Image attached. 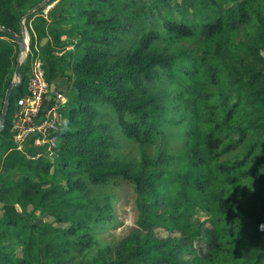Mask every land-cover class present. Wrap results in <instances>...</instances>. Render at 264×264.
<instances>
[{
    "label": "trees",
    "instance_id": "trees-1",
    "mask_svg": "<svg viewBox=\"0 0 264 264\" xmlns=\"http://www.w3.org/2000/svg\"><path fill=\"white\" fill-rule=\"evenodd\" d=\"M40 3L31 51L74 93L52 158L17 149L22 62L0 132V264H31L36 247L51 264H264V0H0V26L21 34ZM64 35L74 47L57 55ZM19 49L0 29V116ZM121 184L136 225L90 257Z\"/></svg>",
    "mask_w": 264,
    "mask_h": 264
},
{
    "label": "built area",
    "instance_id": "built-area-1",
    "mask_svg": "<svg viewBox=\"0 0 264 264\" xmlns=\"http://www.w3.org/2000/svg\"><path fill=\"white\" fill-rule=\"evenodd\" d=\"M30 42L28 34L24 57L26 59L30 53V68L23 91L14 102L13 139L15 147L19 150L29 146L28 143L33 146L47 144L48 149L52 151L59 141L58 135L53 132L58 130L61 123L60 107L66 104L69 98L47 80L41 58L31 51ZM46 102L50 103L48 108H44Z\"/></svg>",
    "mask_w": 264,
    "mask_h": 264
},
{
    "label": "rangeland",
    "instance_id": "rangeland-1",
    "mask_svg": "<svg viewBox=\"0 0 264 264\" xmlns=\"http://www.w3.org/2000/svg\"><path fill=\"white\" fill-rule=\"evenodd\" d=\"M48 10V7L45 8L44 13L47 14ZM26 31L28 32L27 27ZM75 38L76 37H69L67 35H64L63 39L66 40L67 44L62 47H58L56 50V54L62 55L66 51L73 49L74 45L72 44V42L75 40ZM23 59H25L24 56ZM69 72L70 70L67 71V73ZM16 78V74H14L13 80ZM55 82L58 88L62 90L63 94L70 99L74 93V90L68 85L67 78L65 76H60L55 79ZM17 96L18 92L15 90L13 93L14 102ZM122 142L125 145L126 150L131 149L133 150V153H137V147L134 143L127 140H122ZM27 145L32 146V144L28 143ZM48 155L50 158H52L54 156V150L51 151L48 149ZM117 190L119 192V196L113 202L112 217L110 221L107 222V224L101 227L100 231L95 233L97 242L91 250L90 257L96 256L100 252V250H105L106 256L113 257L114 250L119 241L126 237L136 225L137 210L135 208L134 193L131 189V186L128 184H121ZM1 212L2 210L0 206V214ZM199 217L204 218V215L200 214ZM33 218L40 225H44L46 222H49L53 219L50 216L43 215L40 209L35 212ZM159 234L165 236V233H163L162 231H160ZM206 244V241L202 238L195 241V245L201 252L206 249ZM13 251L18 253V251H20V248L14 245ZM25 257L31 264H51V257L45 252L44 249L39 247L25 252ZM98 264H104V262L100 260Z\"/></svg>",
    "mask_w": 264,
    "mask_h": 264
},
{
    "label": "water",
    "instance_id": "water-1",
    "mask_svg": "<svg viewBox=\"0 0 264 264\" xmlns=\"http://www.w3.org/2000/svg\"><path fill=\"white\" fill-rule=\"evenodd\" d=\"M43 4L44 3H40L36 7L31 8L25 14V16L21 19V25H22V33L21 34H17L16 32H14V31H12V30L4 27V26H0V29L9 32L13 36L14 40L19 44V47H20L19 53L17 56L16 69H15V74H16L17 78L12 80V82L9 84L7 92H6V96H5V100H4V104H3V108H2V113L0 116V132L3 130V128L5 126V120H6L7 111H8L9 102H10V97H11L13 88L20 86L24 80V77H23L22 72H21V66H22V62H23L24 53L27 50V36L29 34L26 31L25 18L28 15L35 12ZM54 85H55V83L52 84L53 87H54Z\"/></svg>",
    "mask_w": 264,
    "mask_h": 264
},
{
    "label": "crops",
    "instance_id": "crops-1",
    "mask_svg": "<svg viewBox=\"0 0 264 264\" xmlns=\"http://www.w3.org/2000/svg\"><path fill=\"white\" fill-rule=\"evenodd\" d=\"M25 59H23V61H24Z\"/></svg>",
    "mask_w": 264,
    "mask_h": 264
}]
</instances>
